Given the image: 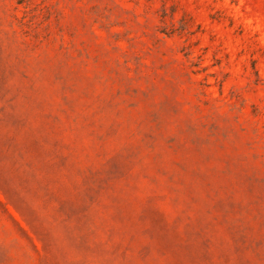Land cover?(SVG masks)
<instances>
[{
	"label": "rangeland",
	"instance_id": "374dc122",
	"mask_svg": "<svg viewBox=\"0 0 264 264\" xmlns=\"http://www.w3.org/2000/svg\"><path fill=\"white\" fill-rule=\"evenodd\" d=\"M0 264H264V0H0Z\"/></svg>",
	"mask_w": 264,
	"mask_h": 264
}]
</instances>
